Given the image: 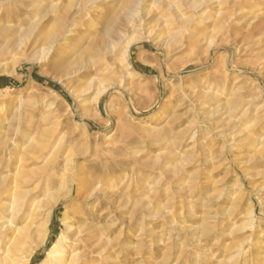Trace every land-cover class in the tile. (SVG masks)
I'll return each instance as SVG.
<instances>
[{
	"label": "rangeland",
	"instance_id": "1",
	"mask_svg": "<svg viewBox=\"0 0 264 264\" xmlns=\"http://www.w3.org/2000/svg\"><path fill=\"white\" fill-rule=\"evenodd\" d=\"M107 1L110 4L103 8V13L111 17L118 0ZM170 1L184 12L182 0ZM35 3L39 4L33 6ZM70 3L71 0H9L5 6L12 13L5 16L7 22L3 23H11L12 32L22 31L33 20L34 12L40 13L47 5L61 7ZM149 3L152 12L147 17L143 10ZM89 4L93 7L99 3L91 0L87 4L88 16L77 19L81 27L76 30H87L84 24L92 19L94 28L105 20L104 17L95 19L100 12L94 7L89 10ZM260 10H264V5L255 7L250 14ZM166 11L160 2L152 4V0H145L137 10L136 19L142 17L140 20L153 21L152 24L160 20L161 27H156V33L164 34L177 27L172 21H163L170 16V11ZM185 12L190 14L189 9ZM18 13L21 14L18 16ZM213 13L208 8L207 14ZM203 25L193 31L197 34L203 30L199 40L192 37V44L197 40L195 46L182 45L180 40L163 50L159 46L161 42L155 44L144 39L135 43L129 61L138 75L133 72L126 78L122 84L127 81L126 91L113 87L105 92L99 99L95 117H82L76 99L63 84L56 82L63 73L56 71L49 60L38 59L33 45L31 51L16 50L12 46L0 51V119L16 126L22 115L24 122L39 126L41 131L46 129L47 135L52 134V140L61 138L60 150L70 152L74 160L81 162L86 174L94 179L104 178L103 183L124 195L111 208L106 209L102 203L95 208L98 212L95 223L102 229L103 237L116 238L115 264H239L241 257L226 261L230 253L222 246L253 233V239L258 238L260 242V248H251L257 254L254 264L264 259V174H258L264 170V142L259 143L264 134V58L256 56L258 48L254 46L233 55L231 49L236 42L232 38L224 39V32L210 43L208 39L215 35L216 29L209 23ZM10 34L6 32L4 39ZM244 43L251 45L250 41ZM75 80L76 77L70 78L65 83ZM234 96L241 98L248 114L240 118L235 113L231 115L232 122L245 127L246 121L255 120L250 130L256 140L239 141L241 137H237L227 150L222 138L216 136L225 123L220 120L223 111L210 113L217 105L222 108ZM249 99L255 101L248 103ZM49 103L53 104L58 120L44 119ZM162 104L165 107L156 120L146 121ZM9 110L13 112L9 114ZM165 160L169 165L181 163V171L175 177L161 168ZM109 170L113 171L111 182L105 178ZM175 189L179 195L176 194L173 206L169 204L170 219L150 218L136 206L132 208L137 199L158 208L173 196ZM185 191L191 192L189 197L180 198ZM67 203L63 200L55 208L45 244L34 252L29 264H38L45 257L47 248L61 230L63 206ZM86 206L90 209L91 204ZM100 208L106 217L112 211L107 220L99 216ZM250 208L257 216L256 229L232 232L233 227L245 222V212Z\"/></svg>",
	"mask_w": 264,
	"mask_h": 264
},
{
	"label": "bare ground",
	"instance_id": "2",
	"mask_svg": "<svg viewBox=\"0 0 264 264\" xmlns=\"http://www.w3.org/2000/svg\"><path fill=\"white\" fill-rule=\"evenodd\" d=\"M8 1L0 0V51H6L8 46L16 50L31 51L33 45L38 59L43 62L49 60L54 64L56 71L63 73L56 82L63 84L66 91L76 99L83 118L97 116L99 99L110 88L127 90L124 87L127 81L124 86L122 84L135 72L129 61L130 51L135 43L144 39L155 41V44L161 42L159 46L163 50L180 40L183 41L182 45L195 46L203 30L200 31L202 33L197 34L193 31L204 23H209L216 29L215 35L211 33L212 36L208 39L210 43L217 34L224 32V39L232 38L234 43L236 42L231 49L233 55H239L244 49H251L254 46L258 48L256 56L260 59L264 58V10L250 14L255 7L264 5V0H182L181 7L183 5L185 10L189 9V15H187L188 11L177 9L173 1L152 0V4L160 2L170 11V16L165 17L164 22L172 21L173 25L177 24L175 29L164 34L156 33V27H161L160 20L154 18L157 24H152L153 21L147 23L140 20L142 17L136 19L137 10L145 0H118L113 7L114 13L111 17L103 13V8L110 4L109 1L96 0L99 4H93V7L98 9L100 16L95 19L104 17L105 20L103 19L97 28L93 27L94 19L87 21L84 24L87 30H76L80 24L77 19L87 18V4L91 0H71L70 6L61 7L51 4L45 6L40 13L34 12L33 20L25 30L18 29L12 32L9 29L11 23L8 22L9 25L3 23L7 22L5 16L12 13L5 6L8 5ZM35 4L33 6L39 3ZM91 4L89 10L93 8ZM150 6L149 3V7L143 10L144 16L148 17L151 14ZM208 8L214 13L208 15ZM20 14L18 13V16ZM6 32H11V36L4 39L3 35ZM189 34L192 36L187 37L190 36ZM192 37L194 40L197 39L193 44ZM245 41H250L251 45L242 44ZM100 73L104 76L101 77ZM135 73L138 75V72ZM75 77L74 83H65L67 79ZM252 101L255 99H249L248 103ZM164 107L165 105L162 104L153 110L146 121L156 120L159 111ZM53 109L52 103L47 104L44 119L53 117L58 120L54 116ZM221 109L223 117L220 120L225 122L224 126L230 128L224 130L223 126L221 130L218 129L219 133L216 136L222 138L225 149L230 150V145L237 137H241L239 141L256 140L253 139L250 130L254 127L255 120L246 121L245 127L237 126L232 122L231 115L236 113L235 117L241 118L248 114V107L242 105L240 97L227 99L222 108L217 105L210 115ZM1 111L0 109V113ZM12 112L13 110H9V114ZM143 120L140 121L146 125L147 122ZM51 135H47L46 129L41 131L39 126L24 122L22 115H19L16 126L10 121L0 119V264L30 263L34 252L45 244L54 210L63 200H67L68 203L63 206L61 230L38 264H115L116 256L113 248L116 238L103 237L102 229L95 223L94 217L98 214L95 208L99 203L105 205L106 209L111 208V204L118 203L124 195L103 183L104 178L94 179L92 175L86 174V168L81 162L74 160L70 152L60 150L61 138L52 140ZM263 142L264 134L259 143ZM168 163L165 160L160 166L164 170H169L171 177H175L181 171L182 165ZM112 173L111 170L105 173L106 180L111 182ZM258 174H264V170L259 171ZM176 194L179 195V190L175 189L173 196L158 208L142 199L134 201L132 208L136 206L144 216L150 218L170 219L172 215L168 207L171 203L173 206ZM189 194L191 192L185 191L180 198L189 197ZM90 204L89 209L86 205ZM100 210L99 216L106 217L104 209L100 208ZM111 212H108V215ZM245 218V222L233 227L231 231L247 228L253 232L257 227L255 212L251 208L246 210ZM253 234L244 235L232 241L233 243L222 246L230 253L227 262L241 257L239 264H254L257 254L252 252L251 248L254 246L260 248V242L258 238L253 239ZM259 261V264H264V259L260 258Z\"/></svg>",
	"mask_w": 264,
	"mask_h": 264
}]
</instances>
